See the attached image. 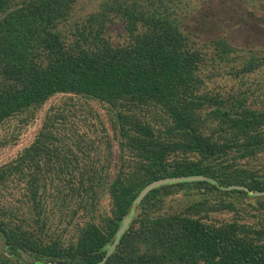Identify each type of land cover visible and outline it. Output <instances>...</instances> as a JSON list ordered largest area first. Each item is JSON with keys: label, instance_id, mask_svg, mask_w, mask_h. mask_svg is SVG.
I'll list each match as a JSON object with an SVG mask.
<instances>
[{"label": "trees", "instance_id": "1", "mask_svg": "<svg viewBox=\"0 0 264 264\" xmlns=\"http://www.w3.org/2000/svg\"><path fill=\"white\" fill-rule=\"evenodd\" d=\"M222 1L257 37L187 33L181 0H0V152L41 117L0 164V264H264V0Z\"/></svg>", "mask_w": 264, "mask_h": 264}, {"label": "rangeland", "instance_id": "2", "mask_svg": "<svg viewBox=\"0 0 264 264\" xmlns=\"http://www.w3.org/2000/svg\"><path fill=\"white\" fill-rule=\"evenodd\" d=\"M222 0H181V7L183 8L186 4L188 5V9H185L184 11H191L190 16H182V27L183 29L192 35L194 34H199V37L203 39L204 35L203 32L198 31L195 23H194V18L198 19L201 17V15L204 13H209V12H215V15H219L220 20H223L225 24H223L224 27V34L228 36V38L232 39L233 41L240 43V44H245L247 43L248 40H253L255 37L253 31L249 29V25L251 26V23H253V20L248 16V14L244 13L242 10H237L236 12H233L234 7H232L231 2H226L221 4ZM229 1V0H228ZM86 10L85 14L90 12V9L92 7V4H86L85 5ZM258 8L252 9V7L247 4L243 9L246 10H255L257 13V17H262V13H264L263 7L257 6ZM251 10V11H252ZM180 11V10H179ZM215 18V17H214ZM213 19L212 21H217L216 19ZM222 18V19H221ZM197 20V21H198ZM220 20L218 22V25L220 24ZM205 21V19H204ZM248 21L249 23H247ZM194 26V27H193ZM222 26V22H221ZM256 42V41H255ZM256 44H249L248 47L254 46L253 49L263 52L264 51V42H259L257 41ZM256 45V47H255ZM63 96L57 95L56 97L52 98L51 101H49L42 109L40 112V116H42L44 110L49 107L50 104L58 102ZM41 123V117L38 118L36 123L28 128L26 133L21 137L20 142L18 143L17 146H14L12 148L5 149L4 151L0 152V164L8 161L10 158H12L16 152L23 147L27 146L33 139L36 131L39 129ZM113 150H114V159L117 157V146L115 141H113ZM184 203V202H183ZM108 206V201L107 199L103 200L102 202V207H107ZM50 211L52 214H56L55 212L57 211L56 209L57 206L54 205V203H51L49 206ZM49 211V212H50ZM48 212L49 215H51ZM2 248V244L0 243V249Z\"/></svg>", "mask_w": 264, "mask_h": 264}, {"label": "water", "instance_id": "3", "mask_svg": "<svg viewBox=\"0 0 264 264\" xmlns=\"http://www.w3.org/2000/svg\"><path fill=\"white\" fill-rule=\"evenodd\" d=\"M198 181H209L212 184L215 183L214 180H208L206 177L204 176H192V177H176V178H165V179H161L158 181H154L152 183H150L149 185H147L142 192L140 193L138 200H141L149 191L156 189L160 186H164V185H171V184H179V183H189V182H198ZM227 190L230 189H237V190H244L243 187H235V186H231L226 188ZM259 193H256L255 195H258ZM133 216V213H130V215L123 221L121 228L117 231L116 233V238L115 241L113 243V245L111 247H109L108 252L104 258V260L102 262H104L108 256L113 252V250L115 249V247L117 246L119 239L121 238V236L124 234V232L126 231L128 225L130 224L131 218Z\"/></svg>", "mask_w": 264, "mask_h": 264}]
</instances>
